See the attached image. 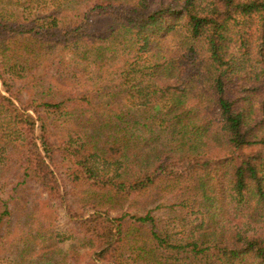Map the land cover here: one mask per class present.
<instances>
[{
	"label": "trees",
	"instance_id": "16d2710c",
	"mask_svg": "<svg viewBox=\"0 0 264 264\" xmlns=\"http://www.w3.org/2000/svg\"><path fill=\"white\" fill-rule=\"evenodd\" d=\"M0 82V251L34 188L92 264H264V0H0ZM157 188L231 215L174 236Z\"/></svg>",
	"mask_w": 264,
	"mask_h": 264
},
{
	"label": "rangeland",
	"instance_id": "374dc122",
	"mask_svg": "<svg viewBox=\"0 0 264 264\" xmlns=\"http://www.w3.org/2000/svg\"><path fill=\"white\" fill-rule=\"evenodd\" d=\"M0 92L9 96V93H5V87L1 82ZM11 92L13 96L20 98L19 94L14 92V88ZM156 134L159 139H165L166 146L169 148L179 147L182 142L172 133L158 132ZM62 166L61 168L64 169ZM55 172L64 193L69 189L67 178L59 170ZM28 193L23 198L27 202H16L18 210L10 228L11 233L14 234L7 238L8 244L0 251V264H27L28 262L43 264L46 257L59 259L62 258L61 254L68 251H70L68 264H92L86 255L88 243L85 241L84 234L76 227L75 221L71 215H68L62 203L57 200L42 199L45 196L37 199L34 188L28 190ZM129 208V212L135 211L139 214L151 211L162 228L174 236L187 235L190 230H203L207 224L209 226L213 222L216 227L224 224L231 215V210L227 206L222 208L221 204L215 201L204 204L202 200H199L196 203L188 194L181 197L172 188L165 193L158 188L152 190L138 198ZM45 230L47 233L44 232ZM17 241H22L21 243L31 247L24 252L23 260H19L21 251L17 247H22V244Z\"/></svg>",
	"mask_w": 264,
	"mask_h": 264
}]
</instances>
